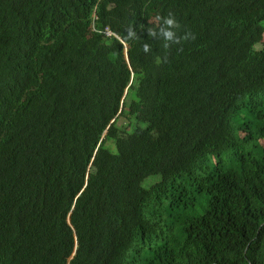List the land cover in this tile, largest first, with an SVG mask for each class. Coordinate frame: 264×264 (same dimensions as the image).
<instances>
[{"label":"trees","instance_id":"trees-1","mask_svg":"<svg viewBox=\"0 0 264 264\" xmlns=\"http://www.w3.org/2000/svg\"><path fill=\"white\" fill-rule=\"evenodd\" d=\"M0 264H264V0H0Z\"/></svg>","mask_w":264,"mask_h":264},{"label":"rangeland","instance_id":"rangeland-1","mask_svg":"<svg viewBox=\"0 0 264 264\" xmlns=\"http://www.w3.org/2000/svg\"><path fill=\"white\" fill-rule=\"evenodd\" d=\"M153 17L151 18V25H152V27L154 28V29H157L158 27H159V21H158V19H157V14L154 12L153 13ZM256 47H258V48H261V46H260V44H256ZM122 124H124V121H123V123ZM126 128H130V127H126ZM110 146H111V148L113 149V150H115V144H114V142L113 141H111L110 142ZM149 183H151V182H149Z\"/></svg>","mask_w":264,"mask_h":264},{"label":"clouds","instance_id":"clouds-1","mask_svg":"<svg viewBox=\"0 0 264 264\" xmlns=\"http://www.w3.org/2000/svg\"><path fill=\"white\" fill-rule=\"evenodd\" d=\"M173 22H174L173 19H169V23H173ZM168 35H171V33H168ZM260 46H261V44H260ZM127 57H128V54H127Z\"/></svg>","mask_w":264,"mask_h":264}]
</instances>
